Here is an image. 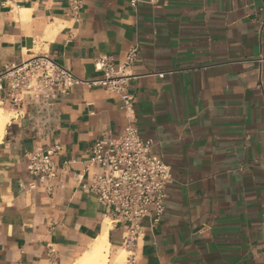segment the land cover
Listing matches in <instances>:
<instances>
[{
    "label": "crops",
    "instance_id": "obj_1",
    "mask_svg": "<svg viewBox=\"0 0 264 264\" xmlns=\"http://www.w3.org/2000/svg\"><path fill=\"white\" fill-rule=\"evenodd\" d=\"M138 48L121 96L93 83ZM47 55L78 80L14 110L0 138V264H73L99 236L117 263L123 225L85 189L92 145L133 123L170 165L165 210L134 264H264V0H0V74ZM7 110V111H8ZM62 152L52 193L28 190L25 154ZM110 223V225H109Z\"/></svg>",
    "mask_w": 264,
    "mask_h": 264
},
{
    "label": "built area",
    "instance_id": "obj_2",
    "mask_svg": "<svg viewBox=\"0 0 264 264\" xmlns=\"http://www.w3.org/2000/svg\"><path fill=\"white\" fill-rule=\"evenodd\" d=\"M135 4L137 0H130ZM158 0H148L149 3ZM23 0H1L3 5L18 8ZM68 11L78 21L84 0H67ZM138 48H130L122 63L115 69L111 58H96L95 68L102 77L93 83L104 86L121 96L126 110L131 95L126 91L127 69L137 60ZM79 80L66 68L47 55H37L12 65L0 74V91L14 110L34 101L51 103L58 95L67 94ZM151 141L143 140L137 127L128 123L122 132L109 139L97 140L91 147L89 163L98 172L92 174L85 189L96 201L110 208L111 220L123 225L122 248L128 255L125 264H134V250L143 237L142 222L149 220L148 229L155 228L165 210V188L171 181V168L161 156L151 151ZM62 146L56 144L46 150L40 148L25 154L27 173L31 180L28 190L42 187L52 193L56 176V156ZM50 264H59L49 249Z\"/></svg>",
    "mask_w": 264,
    "mask_h": 264
},
{
    "label": "bare ground",
    "instance_id": "obj_3",
    "mask_svg": "<svg viewBox=\"0 0 264 264\" xmlns=\"http://www.w3.org/2000/svg\"><path fill=\"white\" fill-rule=\"evenodd\" d=\"M12 116V112L4 110L0 106V138L3 136L5 126ZM109 248L110 243L107 241V239L105 237L99 236L90 244L89 249L83 254V256L76 260L73 264H108ZM125 252L127 251L124 248L119 250L117 253L116 264H124Z\"/></svg>",
    "mask_w": 264,
    "mask_h": 264
},
{
    "label": "rangeland",
    "instance_id": "obj_4",
    "mask_svg": "<svg viewBox=\"0 0 264 264\" xmlns=\"http://www.w3.org/2000/svg\"><path fill=\"white\" fill-rule=\"evenodd\" d=\"M1 106V105H0ZM4 110H8V109H6V108H3ZM8 111H11V110H8ZM13 112V111H12ZM126 256H127V252H125V256H124V264H125V262H126Z\"/></svg>",
    "mask_w": 264,
    "mask_h": 264
}]
</instances>
